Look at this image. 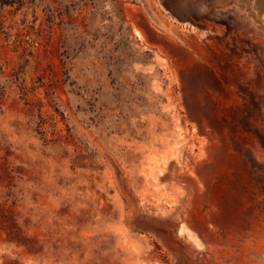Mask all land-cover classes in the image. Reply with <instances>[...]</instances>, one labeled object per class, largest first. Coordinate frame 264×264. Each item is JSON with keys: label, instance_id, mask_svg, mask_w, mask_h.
I'll use <instances>...</instances> for the list:
<instances>
[{"label": "rangeland", "instance_id": "obj_1", "mask_svg": "<svg viewBox=\"0 0 264 264\" xmlns=\"http://www.w3.org/2000/svg\"><path fill=\"white\" fill-rule=\"evenodd\" d=\"M257 1L0 0V264H213L264 223Z\"/></svg>", "mask_w": 264, "mask_h": 264}, {"label": "bare ground", "instance_id": "obj_2", "mask_svg": "<svg viewBox=\"0 0 264 264\" xmlns=\"http://www.w3.org/2000/svg\"><path fill=\"white\" fill-rule=\"evenodd\" d=\"M250 5L254 12L257 13V15L260 16L264 13L263 1H257L256 3L253 2ZM240 240L241 242L226 243L225 245L227 248L225 250V253L221 251L222 249H215V256L214 260L212 259V263L264 264V223H255L250 232H248L247 238L243 239L241 236Z\"/></svg>", "mask_w": 264, "mask_h": 264}]
</instances>
